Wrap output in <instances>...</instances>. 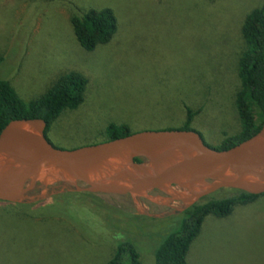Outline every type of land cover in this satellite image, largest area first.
I'll return each mask as SVG.
<instances>
[{"label":"rangeland","instance_id":"obj_1","mask_svg":"<svg viewBox=\"0 0 264 264\" xmlns=\"http://www.w3.org/2000/svg\"><path fill=\"white\" fill-rule=\"evenodd\" d=\"M264 0H0V79L26 102L59 78L87 80L83 104L65 111L47 139L74 149L104 139L110 123L132 132L181 129L187 108L204 142L218 148L241 132L237 66L246 17ZM112 9V40L85 51L71 18ZM256 126L261 113L253 105ZM188 196L179 187L144 197L39 187L32 200L0 201V264H106L120 243L133 244L142 264L179 230ZM222 189L203 198L235 196ZM189 264H264V195L225 218L210 215L192 243Z\"/></svg>","mask_w":264,"mask_h":264},{"label":"water","instance_id":"obj_2","mask_svg":"<svg viewBox=\"0 0 264 264\" xmlns=\"http://www.w3.org/2000/svg\"><path fill=\"white\" fill-rule=\"evenodd\" d=\"M43 119L11 121L0 133V201L32 200L39 187L144 197L179 187L188 206L222 189L264 194V124L249 139L218 150L194 130L134 132L74 149L55 147ZM139 159L140 163L135 160ZM97 173L99 179L93 178Z\"/></svg>","mask_w":264,"mask_h":264},{"label":"trees","instance_id":"obj_3","mask_svg":"<svg viewBox=\"0 0 264 264\" xmlns=\"http://www.w3.org/2000/svg\"><path fill=\"white\" fill-rule=\"evenodd\" d=\"M74 35L79 45L87 52L109 43L118 30V21L112 9H90L82 15L71 18ZM245 49L242 52L237 72L242 83L236 97L242 130L226 138L218 150H226L255 135L264 124V4L254 9L242 26ZM4 57L0 54V64ZM88 80L78 72H70L59 78L40 98L26 102L12 85L0 79V133L14 120L43 119L48 123L46 133L67 110H77L84 102ZM253 105L261 113V121L256 126ZM187 118L181 130H192L191 124L196 113L187 108ZM127 124L110 123L105 129L101 142L111 141L131 135ZM91 145V144H89ZM140 163L139 159L135 160ZM235 196L212 199L191 205L183 211L179 230L168 235L155 251L156 264H189L188 254L192 243L200 235L205 219L210 216L225 218L238 205L253 202L263 195H250L233 190ZM106 264H142L141 255L133 244L120 243L113 258Z\"/></svg>","mask_w":264,"mask_h":264},{"label":"bare ground","instance_id":"obj_4","mask_svg":"<svg viewBox=\"0 0 264 264\" xmlns=\"http://www.w3.org/2000/svg\"><path fill=\"white\" fill-rule=\"evenodd\" d=\"M93 178L99 179V175L97 173L93 174Z\"/></svg>","mask_w":264,"mask_h":264}]
</instances>
